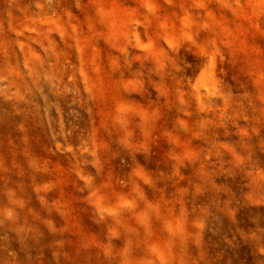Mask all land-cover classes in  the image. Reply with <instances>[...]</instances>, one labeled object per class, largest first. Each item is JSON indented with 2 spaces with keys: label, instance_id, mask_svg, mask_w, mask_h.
<instances>
[{
  "label": "rangeland",
  "instance_id": "1",
  "mask_svg": "<svg viewBox=\"0 0 264 264\" xmlns=\"http://www.w3.org/2000/svg\"><path fill=\"white\" fill-rule=\"evenodd\" d=\"M0 264H264V0H0Z\"/></svg>",
  "mask_w": 264,
  "mask_h": 264
}]
</instances>
